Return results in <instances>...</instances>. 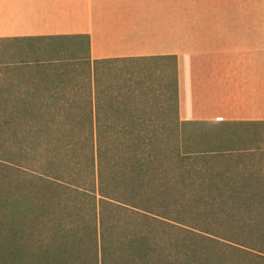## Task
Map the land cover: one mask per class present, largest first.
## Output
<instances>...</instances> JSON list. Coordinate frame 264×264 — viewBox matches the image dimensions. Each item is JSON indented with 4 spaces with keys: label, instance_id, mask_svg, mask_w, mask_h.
Segmentation results:
<instances>
[{
    "label": "trees",
    "instance_id": "obj_1",
    "mask_svg": "<svg viewBox=\"0 0 264 264\" xmlns=\"http://www.w3.org/2000/svg\"><path fill=\"white\" fill-rule=\"evenodd\" d=\"M48 38L86 48L0 97V264H264V152L190 144L208 122L178 117L176 55ZM123 60L154 71L109 75Z\"/></svg>",
    "mask_w": 264,
    "mask_h": 264
},
{
    "label": "crops",
    "instance_id": "obj_2",
    "mask_svg": "<svg viewBox=\"0 0 264 264\" xmlns=\"http://www.w3.org/2000/svg\"><path fill=\"white\" fill-rule=\"evenodd\" d=\"M60 35H87L92 60L176 55L181 121L264 123V16H177L172 0H0L5 80L18 42Z\"/></svg>",
    "mask_w": 264,
    "mask_h": 264
},
{
    "label": "rangeland",
    "instance_id": "obj_3",
    "mask_svg": "<svg viewBox=\"0 0 264 264\" xmlns=\"http://www.w3.org/2000/svg\"><path fill=\"white\" fill-rule=\"evenodd\" d=\"M176 6L177 16H204L210 14L218 15H257L264 16V0H172ZM84 45V39L73 40H36L18 42L15 49L9 55V60L14 69L13 78L5 80V76L0 72V97H7L14 94L8 92L23 90V87L14 86L20 78L18 72L30 73L33 66L37 63H48L54 58L73 57L76 55L74 49L77 45ZM86 48V46H85ZM86 52V51H84ZM108 67V74L120 75L122 78H129L131 70H138L137 66L142 67L145 73L154 71L155 65L151 62L136 64L131 61L123 60L112 63ZM170 65V64H169ZM169 67V66H168ZM0 68L1 65H0ZM1 70V69H0ZM168 70H171L170 67ZM17 73V74H16ZM170 74V72H169ZM170 78L172 75L170 74ZM21 80V79H20ZM8 86L9 88H6ZM12 87V88H11ZM11 88V90H9ZM168 109L167 105H162ZM164 111V110H163ZM165 114V113H164ZM172 115L170 111L168 115ZM167 115V116H168ZM159 116L163 117L160 113ZM186 134L190 138V144L197 147V144L204 148L220 146L224 148L248 147L255 149L256 153L264 152V123H228V122H208L202 125L200 136H196L195 127L188 125ZM259 157L255 159V162Z\"/></svg>",
    "mask_w": 264,
    "mask_h": 264
}]
</instances>
